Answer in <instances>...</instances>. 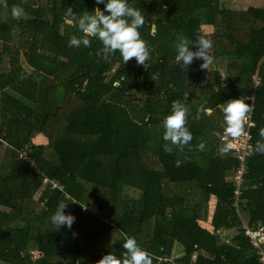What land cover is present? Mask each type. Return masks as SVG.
I'll return each mask as SVG.
<instances>
[{"label": "trees", "instance_id": "trees-1", "mask_svg": "<svg viewBox=\"0 0 264 264\" xmlns=\"http://www.w3.org/2000/svg\"><path fill=\"white\" fill-rule=\"evenodd\" d=\"M127 4L145 16L139 32L151 49L147 70L134 58L124 64L119 51L103 60L96 38L91 47L69 46L71 36H83L71 14L104 11V3L7 0V15L0 6V264H96L108 253L122 259L125 235L152 264H264L230 204L238 161L220 139L223 103L246 99L254 69H264V8L240 11L222 0ZM16 5L25 11L20 19L11 15ZM181 35L211 38V55L237 62L236 76L227 81L219 70L201 69L202 59L182 69L174 47ZM259 73L254 147L264 128ZM173 100L186 104L194 138L183 152L174 147L169 154L163 120ZM37 134L47 141L30 145ZM201 140L204 151L197 150ZM25 150L29 160L19 156ZM247 160L241 214L264 227V154L253 151ZM212 198L211 231L202 222ZM60 202L76 217L71 229L56 230L50 221ZM177 244L182 252L173 258Z\"/></svg>", "mask_w": 264, "mask_h": 264}, {"label": "clouds", "instance_id": "clouds-1", "mask_svg": "<svg viewBox=\"0 0 264 264\" xmlns=\"http://www.w3.org/2000/svg\"><path fill=\"white\" fill-rule=\"evenodd\" d=\"M96 4L104 3V11L95 8L92 14L85 11L83 15L76 16L74 13L70 16V23L83 33V36L75 35L69 38L70 47H91V39H98L102 47L97 51V56L108 61L117 51H119L123 63L126 64L133 58L138 66H143L146 70L148 62L151 59V49L147 42L141 38L139 29L145 24V16L140 9L130 7L127 0H95ZM0 6L3 7L7 15V0H0ZM107 13V14H105ZM13 18L20 19L25 15L24 9L19 6H13L11 10ZM195 46L196 50H191ZM175 61L182 68L186 69L195 60H203L199 65L201 69L208 70L213 63L211 55L212 40L203 35L193 41L186 36H179L175 43ZM155 77L152 78L154 80ZM244 98L230 99L223 103L224 113V135L225 137L236 139L248 135L245 130V123L252 111L251 104L245 103ZM189 110L181 100H173L171 104V114L163 120L162 139L167 142L163 145L166 153H171L173 148L183 152L185 147H190L193 135L187 128V118ZM194 119L199 120L198 114ZM261 139L256 142L254 153L264 154V128L260 130ZM203 140L197 145V150H205ZM230 147V146H229ZM228 147L225 148V152ZM75 203V202H72ZM68 203L60 202L55 213L50 217L51 223L55 229L67 227L71 229L76 217L71 213L65 214ZM86 208V207H82ZM125 252L123 258L108 253L99 259L96 264H152L150 254L143 250L134 237L125 235L123 244Z\"/></svg>", "mask_w": 264, "mask_h": 264}, {"label": "built area", "instance_id": "built-area-1", "mask_svg": "<svg viewBox=\"0 0 264 264\" xmlns=\"http://www.w3.org/2000/svg\"><path fill=\"white\" fill-rule=\"evenodd\" d=\"M252 81V89L253 92L249 96L246 97L247 100L250 101L249 104L253 107V96L254 91L257 87V85L260 82V76L258 73H253L251 76ZM255 126V122L252 119V111L249 115V118L247 122L245 123V130L248 133V135L241 136L236 139L225 137L224 133L220 137L222 141H226L229 148H231L234 151L235 158L238 161V165L231 174V182L234 186L233 189V196L230 200V204L235 208V210L238 213V216L241 221V228L243 230L244 236L249 240V243L251 247L257 250L258 255L260 256L261 260H264V252L261 248V245L264 243V227L261 224L257 225H249L246 221V219L241 214V195L242 191L244 190L246 186V176L249 172V167L247 164L248 157L251 156L254 144L252 141V128ZM30 150V149H29ZM20 157L24 158L25 160H29L30 157L28 155V150L21 151ZM37 172H39L36 169ZM43 183H51L52 187L57 186V183L55 180L49 179L46 176H43ZM219 230L214 231L213 233H219ZM32 257H36L35 253L32 254ZM168 258H163V261H168Z\"/></svg>", "mask_w": 264, "mask_h": 264}, {"label": "crops", "instance_id": "crops-1", "mask_svg": "<svg viewBox=\"0 0 264 264\" xmlns=\"http://www.w3.org/2000/svg\"><path fill=\"white\" fill-rule=\"evenodd\" d=\"M225 1L228 2V4H226L228 7L233 8L235 10H240V11H245L249 7L264 8V0H225ZM202 27H205L208 30L206 32L207 34L208 33H213L215 31L213 26L202 25L201 29H202ZM212 56H213V63L209 66L208 69L219 70L223 74L225 80H227V81L231 80L233 77L236 76V74H234V71L236 72L237 62L231 63L229 61L230 62V64H229V62L226 61L228 59H226L223 56H215V55H212ZM228 68L231 70L230 72H228ZM262 71L264 72V69L259 71V67H256L254 69L253 73H258V75H259L260 74L259 72H262ZM40 137H42V139H44V140L40 141ZM36 138H37V141H36L37 143H35V144H44L47 141V138L44 135H42V134H37L36 136H34L32 138L33 141H35ZM31 144H32V142L30 143V145ZM32 161H33V159H32ZM214 206H215V199L212 198L208 202V216H207V220L202 222V225L205 226L208 230H211V231H212V226L210 225V219H211V216H212V213H213ZM219 234H222L221 230H220ZM177 256H179V255H177V249H176V246H175L174 250H173L172 257L174 258V257H177Z\"/></svg>", "mask_w": 264, "mask_h": 264}, {"label": "rangeland", "instance_id": "rangeland-1", "mask_svg": "<svg viewBox=\"0 0 264 264\" xmlns=\"http://www.w3.org/2000/svg\"><path fill=\"white\" fill-rule=\"evenodd\" d=\"M223 1V5L224 6H227L226 4H228V2H226L225 0H222ZM225 2V3H224ZM228 7V6H227ZM202 30H203V32H207L208 30L205 28V27H202ZM229 59H231V58H229ZM226 60V61H234V60ZM229 64H230V62H229ZM221 65V64H220ZM229 71L228 72H230L231 70L230 69H228ZM44 139H42V137H40V141H43ZM31 142H32V144H35V143H37L36 142V140L35 141H33V139L31 140ZM126 193L128 194V195H134L135 194V191L133 190V189H128L127 191H126ZM162 222H166V220H162ZM176 249H177V255H180L181 254V252H182V246L180 245V244H177L176 245Z\"/></svg>", "mask_w": 264, "mask_h": 264}]
</instances>
